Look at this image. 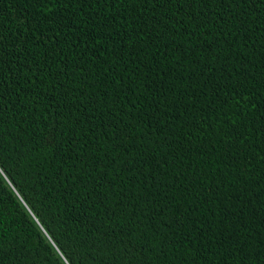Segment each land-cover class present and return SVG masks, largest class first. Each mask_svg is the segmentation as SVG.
I'll return each instance as SVG.
<instances>
[{
	"label": "trees",
	"instance_id": "trees-1",
	"mask_svg": "<svg viewBox=\"0 0 264 264\" xmlns=\"http://www.w3.org/2000/svg\"><path fill=\"white\" fill-rule=\"evenodd\" d=\"M0 264H264V0H0Z\"/></svg>",
	"mask_w": 264,
	"mask_h": 264
},
{
	"label": "snow or ice",
	"instance_id": "snow-or-ice-1",
	"mask_svg": "<svg viewBox=\"0 0 264 264\" xmlns=\"http://www.w3.org/2000/svg\"><path fill=\"white\" fill-rule=\"evenodd\" d=\"M53 140H54V138H53Z\"/></svg>",
	"mask_w": 264,
	"mask_h": 264
}]
</instances>
